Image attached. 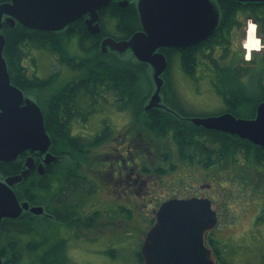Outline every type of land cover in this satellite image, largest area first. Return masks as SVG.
<instances>
[{
  "label": "trees",
  "instance_id": "16d2710c",
  "mask_svg": "<svg viewBox=\"0 0 264 264\" xmlns=\"http://www.w3.org/2000/svg\"><path fill=\"white\" fill-rule=\"evenodd\" d=\"M7 1L9 0H0V4ZM214 2L219 11L217 28L207 40L193 47L195 58L194 70L191 68L187 69L186 62L182 63L184 71L189 75H193L194 71H196L197 61H199L198 57L202 56L201 59H203L204 48H210L212 51L215 49L225 51V48H223L225 44L224 33L229 34L232 25L235 23V15L239 11L245 17L255 19L257 36L264 45V3L240 2L241 6H237V2H231V0H214ZM104 10L100 13L102 17L106 15V13H103ZM107 18L116 22L118 36L112 35V38L115 39L128 38L140 26L136 9L130 6L126 8H121L117 5L109 6ZM75 27L77 28L75 32L68 30L64 37L63 33L53 34L33 31L17 23L13 28L6 25L2 26L1 33L5 38L3 57L6 61L9 75L13 82L15 81L14 78L17 80L18 86H22L21 88H25L29 92H32V94H35L36 102L44 114L48 105V96L44 94L47 90L48 81L38 78L35 76V73L31 75L25 74L22 62L28 59L29 51L32 49L50 51L58 54L61 62L67 61L68 54L66 47L69 45V39L77 36L80 50L87 52L89 55L83 57L84 59L77 58L79 65L76 67L81 71L76 85L79 91L74 89L71 92L72 95H70L72 98L70 100L66 99L67 104L70 106L68 108H91L92 101L94 102L92 96L95 87L99 95L98 108L110 102L115 109L130 110L133 117L132 125L142 124V118L146 116L147 134L152 135L157 140L171 133L177 160L181 164H193L197 162L202 167H208L217 162H222V158L228 159L230 156L233 157L235 151L240 150L243 152L244 150L246 156H251L257 164L264 165V148L255 146L236 136L197 127L190 122L178 123V121H171V116L158 108L145 112L144 106L153 91V82L148 64L139 62L133 55L123 56L116 52H101L100 40L105 34H109L106 32L105 26H103L102 32L98 35L87 34L84 26L79 27L76 25ZM251 60L249 62H242L245 65L256 61L257 64L254 62L255 67L239 66L235 71L236 74H232V71H223L216 58H210L217 79L213 83V86L217 94L223 98L224 112H229L236 118L241 117L245 113H248V118H253L256 107L264 101V50L261 53H252ZM223 77H226L228 80L222 82L221 79ZM243 77L250 78L252 86H248V83L240 80ZM230 78L232 80H229ZM235 78H238L237 81ZM147 79L148 83L146 85L145 81ZM51 82L53 83V80ZM252 87L254 90H252V93H249L248 89ZM167 88H169V83L165 81L161 90L163 102L174 111L180 110L178 107H175L176 103L172 97V104H169L165 98ZM69 90L67 91L68 93L70 92ZM42 94L43 97H41ZM108 96H110V99ZM51 97V106L53 103L61 104V100L65 98L63 97V90L53 93ZM183 114L188 117L194 116L190 113ZM67 118L70 120L72 116H68ZM45 127L51 139L50 151L57 156V160L54 162L56 177L65 171L66 198L64 201L61 200V202L56 204V217L50 223L52 227L49 230L46 228L47 231L45 229L46 224L44 223L47 220L46 217H38L29 213L21 215L16 220L8 221L17 223L15 229L10 225H7V228L1 226L0 254H2V250L6 249L7 246L9 250L13 248L14 244L11 242V239L17 232L18 244L21 247L25 245L22 242L23 237L32 235V242L26 245V249L33 252L40 251L35 261L36 264H69L66 254V241L55 239L56 242H54V239L51 238L59 230L53 226V223H64L66 227H72L80 221L77 218L78 213H76L78 201L75 193L81 184L76 182L74 173L79 167L78 160H84L81 156H85L90 151L92 144L71 135L68 128H64L59 124L54 127L45 123ZM205 141H209L211 144V147H207V150L204 146ZM62 160H65V162H62ZM48 173L49 171L44 176L34 175L33 185L31 187L24 186L25 188L19 190L17 192L18 199L28 201L30 205L39 204V192L46 188L45 182H47ZM85 182L83 181L84 184ZM59 204L65 206V213H63V206L60 209L61 211L59 210ZM46 208V211L49 212L45 204ZM86 225L90 226V223L88 222ZM48 244L53 245L50 246ZM209 244L218 256L217 258L221 260L216 242L209 238ZM20 259L21 253L19 252V255L17 254L11 260L3 261V264H18ZM137 259L142 264L139 252L137 253ZM221 264L226 263L221 260Z\"/></svg>",
  "mask_w": 264,
  "mask_h": 264
},
{
  "label": "water",
  "instance_id": "95a60500",
  "mask_svg": "<svg viewBox=\"0 0 264 264\" xmlns=\"http://www.w3.org/2000/svg\"><path fill=\"white\" fill-rule=\"evenodd\" d=\"M112 1L10 0L0 4V30L3 23L10 28L17 23L33 31L56 32L88 14L85 21L88 32L99 34L97 11ZM116 1L121 7L129 3V0ZM231 1L264 3V0ZM137 11L142 31L122 41L104 38L100 50L120 55L129 51L139 62L149 65L155 88L144 106V111L148 112L164 107L160 104L161 75L167 68V62L157 50L186 48L205 40L218 25L219 11L214 0H139ZM4 45L5 38L0 33V162L11 161L23 151L30 150L44 156L37 168L38 174L42 175L43 165L52 163L56 157L48 152L51 140L40 108L30 99H25L22 105L23 93L10 83L3 57ZM190 122L264 148V101L256 107L255 116L251 119L223 113L192 117ZM33 166L34 161L29 157L24 170L0 182V222L18 218L23 210L36 216L43 214L41 206L29 207L27 202L20 203L11 189L27 177ZM216 223V213L208 199H170L163 202L141 244L143 264H217L214 252L206 244L207 234L214 230Z\"/></svg>",
  "mask_w": 264,
  "mask_h": 264
},
{
  "label": "rangeland",
  "instance_id": "374dc122",
  "mask_svg": "<svg viewBox=\"0 0 264 264\" xmlns=\"http://www.w3.org/2000/svg\"><path fill=\"white\" fill-rule=\"evenodd\" d=\"M249 24L254 23L246 20V27L243 26L245 37ZM104 25L106 32L118 36L114 20H109L108 22L104 20ZM245 37L241 40V47L238 46L239 43L236 40H233L231 47L233 53L234 51L235 53H243V62L248 61L249 59L247 60V58H250V60L252 58L247 56V52L243 48ZM66 48L68 57L76 55L78 51L74 40ZM263 50L261 47L259 51L252 53H261ZM126 55L128 56V54H123V56ZM212 55L219 60L223 58L228 64L238 61V59L230 58L229 53L226 51L220 52V50H217ZM58 56L55 53L49 54L46 50L32 49L29 51L28 59L25 60L26 62L23 65L32 67V70L29 69L31 71L29 73H35V76L42 80L47 79L55 72L58 73L55 77L58 76L59 79L66 80L69 77L64 74V69L60 66L57 59ZM198 58L199 61H197L196 71H194L193 75L181 70L178 61L172 58L167 72L169 88L166 89L165 98L169 104H172V99H174L175 107H178L184 113H190L194 116L222 113L224 112V101L217 94L212 83L213 76L214 81H217L216 76L202 63V56ZM81 59L84 58L81 57ZM69 76L71 77L72 75L69 74ZM242 81L248 83V86H252L250 79L243 77ZM147 83L148 79L145 81L146 85ZM256 87L258 86L256 85ZM154 88L153 83V91L150 96L153 94ZM252 90H254L253 87L248 89V92L252 93ZM29 93L32 94V92ZM47 93L48 91L46 90L44 94L46 95ZM32 95L36 101L35 94ZM41 97H43V94ZM108 98L110 99V96ZM164 105L165 103L163 102ZM110 107L112 106H106L105 109L109 110ZM164 107L169 108L166 105ZM102 108L100 107L99 111ZM103 115L108 118L110 112H104ZM237 118L247 119L248 113L242 114L241 117ZM131 119L133 120V117ZM122 121H128V116L123 115L114 124H121ZM96 129L97 120L93 118V122L89 124L86 130L74 125L70 132L71 135L80 133L86 136L94 133ZM81 130L84 131L82 132ZM169 136L167 134L166 137L159 140L154 138L155 142L153 141L152 147L170 150V146L167 144L169 140L165 139H168ZM204 146L207 150V147H211V144L209 141H205ZM234 154L233 157L222 158V162H217L208 167H202L199 163L194 162L191 164L194 165V168L189 171V175L193 178L194 184L202 183L206 185L202 194L205 198L211 200L213 209L218 214V225L211 237L216 239V247L219 250L222 262L226 264H264V165L257 164L252 159L253 157L246 156L244 150L243 152L240 150L235 151ZM174 162L176 161L174 160ZM179 164L178 169L164 176V184L162 186L153 184L152 187L149 184L150 194L149 196L143 194L147 197L144 202L141 201L144 206L141 204L136 209L131 206L129 219L125 218L126 215L115 211L111 213L108 222L104 225L99 223L100 219L97 223L92 221L93 224L90 223V226H85L87 223L84 224V222L79 221L78 224L72 227L56 231L51 238L54 239V242H56L55 239L66 241V254L69 264H140L137 259V253L140 250L141 242L147 230L153 223L149 210L152 207L159 206L168 198H190L192 194L187 190L192 180L186 181L185 178L188 171L183 164ZM204 170L210 173L209 178L203 175ZM81 174L87 175L88 173L84 171ZM176 179H184L185 183L179 182L169 187V183ZM149 182L151 181L149 180ZM47 195L46 190L39 192L40 203L35 206H41L43 214L38 217H46L47 208L45 209V204ZM76 197H79V194ZM90 197V199L83 201L82 208L87 212L96 209L97 206H99V209H105L106 212L111 209L113 203L116 205L113 200L116 199L117 201L116 196L106 198L101 192ZM148 197H150L149 200ZM127 209L129 208L127 207ZM145 218H150L151 220L147 221ZM119 220L126 221L120 223L118 222ZM44 223L46 224L45 229L49 230L52 227L48 220ZM32 239V235H26L22 240L23 244H25L24 247H21L18 243L14 246L17 254L21 253V259L18 264H36L35 261L40 251L33 252L26 249V245L32 242ZM48 245L51 246L53 244ZM7 248L9 249L8 246Z\"/></svg>",
  "mask_w": 264,
  "mask_h": 264
},
{
  "label": "flooded vegetation",
  "instance_id": "af4514ba",
  "mask_svg": "<svg viewBox=\"0 0 264 264\" xmlns=\"http://www.w3.org/2000/svg\"><path fill=\"white\" fill-rule=\"evenodd\" d=\"M138 2L139 0H129L127 6L121 7L118 4L119 2L114 0L105 7L98 10L97 11L98 25L100 27V33L103 30V26H105L104 20L107 22L109 21V18H107L109 6L117 5L121 8H126L130 6L135 8L137 11ZM236 4H238L237 6H241L240 2H237ZM103 10H104L103 13H106L105 17H102L100 15V13ZM88 18H89L88 14L82 15L81 17L73 21L71 24L66 26L63 30L56 32H49V33H53V34L63 33L62 35L65 37V34L68 32V30L75 32L77 30L75 26L77 25L79 27L84 26V30L87 32V34H90L85 24V21ZM246 20H250L255 23L254 21L255 19H252L250 17H245L241 13V11L237 12L235 15V23L232 25L229 34L224 33L225 44L223 48H225V51L229 53L230 58L234 60L238 59V61H235L232 64H228L225 62L223 58H221L220 60L216 58L219 61L220 68L223 69V71L226 72L232 71V74H236L235 71L239 66L252 68L253 66L255 67V64H257V62L254 61L256 62L255 64L254 62H251L250 64L244 65L242 62L243 53L242 54L235 53V51L233 53L231 51L233 40L238 41L239 43L238 46L241 47V40L242 38H244L243 26L246 27L245 25ZM138 31H142V27L139 26V29L136 30L135 32ZM134 33H132L131 35H133ZM131 35L128 38H124V39H117V38L116 39L113 38V39L116 41L127 40L131 37ZM107 37L112 38V35L105 34L102 37V39ZM209 37H207L205 40H207ZM73 38L69 39V44H71L73 40L75 41L78 50L76 55H70L67 58V61L64 62H61L59 60V56L57 57L60 66L64 69V74H67L69 78L66 80L59 79L58 76L55 77V75L58 74L57 72H55L53 75H50L47 79H45L48 81L47 84L48 93L46 94V96H48L47 99L48 105L46 107L45 114L42 110L41 112L43 115L44 126L45 123L46 125L49 124L54 127L57 124H59L64 128H68L69 131H71V128L74 125L80 126L84 130H86L89 124L93 122V118L97 120V129L94 133L86 136L80 133L74 135L75 137L84 140L86 142H90L92 144L90 151L87 154H85V156H81V158H84V160L83 161L81 159L78 160L79 167L77 168V170H75L74 173L76 182L77 183L79 182L81 184L77 192L75 193V197L77 196V194H79V197H76L78 198L76 213H78L77 218L80 219V222H84V224L88 222L93 224L92 221L94 223H97L100 219L101 221H99V223L101 225H104L105 223L108 222L109 220L108 218H110L111 213H114L115 211L119 212L120 214L126 215L125 218L129 219L130 217L129 213H131L130 207L133 206L135 209L138 208L137 206L142 204L141 201L144 202L146 197L149 196L150 194L149 184L151 186L153 184L154 185L160 184V186H162L164 184V180H163L164 176H167L168 174L178 169L179 168L178 165H180L179 164L180 162L177 160L174 144L172 141V137L170 135L171 133L169 134L170 136L168 137V139L165 138L166 140H169L167 144H169L170 150H167L165 148L157 149L155 147H152V143L153 141L155 142V140L152 135L147 134V130H146L147 117L143 116L142 124L132 125L133 123L131 119L132 112L127 109L126 110L115 109L110 104V102H108V104L106 105V106H112L109 108V110L105 109L106 107L105 105H102L101 107L103 108L99 111L98 108L99 95L95 87H94V94L92 96L94 102L92 101L91 108L88 107L77 108V109L68 108L69 105L67 104L66 99L70 100L72 98L70 95H72L71 92L74 89H76V91H79L76 85L79 76L81 74L80 73L81 71H79L77 69L78 67H76L77 65H79L77 58H81V57H85L86 55H89L87 52L80 50L78 46L77 36ZM102 39L100 41H102ZM205 40L186 48L159 49L158 52H160L165 56L167 62V68L162 74V78L164 79V81H167V72L169 70L172 58L178 61L181 70H185L184 67L182 66V63L184 62H186L187 69L191 68L194 70L195 58H194L193 47L199 45ZM217 50L218 49L212 51L210 48L207 47L206 49L204 48L203 50L204 57L202 59V63L205 65V67H207L210 70V72H212L213 75H215V70L211 64L210 58H215L213 57L212 54ZM48 53L50 54L52 52L48 51ZM125 54L132 55L131 52L129 51L126 52ZM24 62L26 61L22 62V66L25 68V74L31 75L29 71L32 70V67L28 65H23ZM226 72H224V74H226ZM69 74H71L72 76L70 77ZM237 79L238 78H235L236 81ZM14 80L15 81L13 82L10 76L11 85L18 88L23 93L24 99L22 105H24L25 99H30L34 101L33 95L29 93V90L25 88H21L22 86L21 87L18 86L17 80L15 78ZM52 80L53 83L51 82ZM227 80L228 79H226V77H223V79H221L222 82H226ZM229 80H232V78H230ZM240 80H243V78H240ZM212 83H215L214 76L212 78ZM68 89H70L69 93L67 92ZM59 90H63V97L65 98L61 100V104L53 103L51 106L50 104V101L52 100L51 96L53 93ZM161 104L163 105V103ZM159 110L168 113L172 118L171 121L174 122L178 121V123L190 122V118H192V117L184 116L183 114L184 112L181 110L174 111L171 109H166L165 107L160 108ZM104 112L105 113L110 112L108 118L107 116L103 115ZM99 115L100 117H98ZM123 115L128 116V121H122L121 124H114V122H118L123 117ZM68 116H72V119L68 120L67 118ZM84 130L81 131L83 132ZM159 143L161 146V141ZM48 152L51 153V151ZM29 157H31L34 161L33 168L29 171L27 177L24 180H22L21 183L13 185L11 189L17 196V192L22 188H25L24 186L31 187L33 185L34 175L44 176L47 174V171H49L48 179L46 180L47 182H45L46 183L45 190L48 193L46 205L49 209V212H47L46 214V219L49 221V223H51L54 221V218L56 217V210H55V208H57L56 204L58 202H61V200L64 201L67 194L65 171L58 176L59 179L58 177H56V173H55L56 168L54 167L55 166L54 162H56L55 160L48 165H43L44 173L40 175L37 172V168L39 164H42L44 156H39L30 150L23 151L22 153L18 154L15 159L11 161L0 162V182H4L5 179L8 177L18 175L22 170H24L26 159ZM174 160L176 162H174ZM63 161L65 162V160H62V162ZM183 165L188 171V174L186 175L185 178L186 181L192 180L191 184L189 185V188H187V190L192 193L190 197L205 198L202 192H203V188H205L206 185L202 183L194 184L193 178L189 175V171L193 170L194 165H191L189 163H185ZM83 170L87 171L88 176L85 174L83 175L81 174L84 172ZM203 175L208 176V178L210 177V173H208L205 170L203 171ZM149 180L151 182H149ZM83 181H86L85 184L83 183ZM179 182L185 183L184 179H176L169 183V187H172L173 184L176 185ZM84 185H85V189H84ZM99 192L103 193L106 198L116 196L117 201L116 199L113 200L116 205H114L113 203L111 209L110 210L108 209L106 212L105 209L103 210L99 209V206H97L96 209H93L90 212L85 211L84 208H82L83 201L90 199L91 198L90 196ZM143 194H146L147 196ZM149 198L150 197H148V200ZM178 198H187V197H178ZM168 199H172V198H168ZM22 201H26V200H20V202ZM59 205H60L59 210L62 209L63 206V213H65V209H64L65 206L63 204L62 205L59 204ZM142 206H144V204H142ZM159 206L155 208L152 207L149 210V212L152 215L151 216L152 221H154L155 219V213L158 210ZM127 207L129 209H127ZM28 213L30 214L29 211L23 210L21 214L23 215ZM151 219L145 218V220L147 221H150ZM8 221H9L8 219H6L5 221H1L0 232H1V226L7 228V225H10L14 229L16 228L17 223L15 222L11 223ZM125 221L119 220L118 222L121 223ZM53 224H54L53 226L55 228H58L59 230L67 228L66 224L64 223L61 224L55 222ZM11 242L14 244L13 248H10L11 251H8L9 249L6 248L3 249L2 254H0V259L2 261L11 260L14 256L17 255V251L14 248V246L17 245L18 243L17 232L14 234V237L11 239ZM217 261L218 263L220 262L219 259H217Z\"/></svg>",
  "mask_w": 264,
  "mask_h": 264
},
{
  "label": "bare ground",
  "instance_id": "6f19581e",
  "mask_svg": "<svg viewBox=\"0 0 264 264\" xmlns=\"http://www.w3.org/2000/svg\"><path fill=\"white\" fill-rule=\"evenodd\" d=\"M243 48L247 52L248 56H250L252 52L258 51L261 48L260 41L257 36H255V29L253 24H249L246 29V37L243 43Z\"/></svg>",
  "mask_w": 264,
  "mask_h": 264
}]
</instances>
